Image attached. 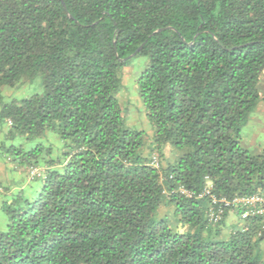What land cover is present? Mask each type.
Instances as JSON below:
<instances>
[{
  "label": "trees",
  "instance_id": "16d2710c",
  "mask_svg": "<svg viewBox=\"0 0 264 264\" xmlns=\"http://www.w3.org/2000/svg\"><path fill=\"white\" fill-rule=\"evenodd\" d=\"M63 1L0 0V99L42 86L0 106L7 160L38 170L5 188L0 264H264L260 218L235 209L222 237L229 211L212 224L201 196L264 194V150L241 144L261 100L264 0ZM134 63L150 138L118 97Z\"/></svg>",
  "mask_w": 264,
  "mask_h": 264
},
{
  "label": "rangeland",
  "instance_id": "374dc122",
  "mask_svg": "<svg viewBox=\"0 0 264 264\" xmlns=\"http://www.w3.org/2000/svg\"><path fill=\"white\" fill-rule=\"evenodd\" d=\"M142 68L143 63H141L140 65L134 63V65H130L125 68L123 73V88L120 91L118 97L120 98V101L124 104V107L127 109V112H125L126 124L132 128L145 131L148 135L147 137L150 138L153 133L152 126L146 118L144 106L141 98L138 95L136 85V77L139 75ZM41 92L42 86L40 84L39 78L35 79L31 83H23L20 86L4 87L1 90L2 100L0 99V106L4 102H8L13 99L19 100L21 98L28 97L32 94ZM260 97L261 100L250 114L248 122L241 128V144L244 147L248 148L250 151L256 153L264 150V93L262 91ZM2 126L5 127L6 122L0 119V127ZM53 138H56V141H58V144H60L58 136L53 132L49 134V137H46V140L49 139L50 141H52ZM4 141V148L1 150L0 159L3 162L10 163L9 165L13 167V164L9 160H7L8 154L5 151V148H7L9 145V140L2 139L0 140V143H3ZM161 156V161L163 163L165 161H173L175 158V150L170 145H165L161 149ZM6 175L9 176L10 174L6 173ZM27 179L28 181L30 180V178L28 177ZM13 186L14 184L10 185L11 189H16ZM5 188V186H0V203L3 198L2 195H4L3 193H5L6 191ZM229 217L232 218V215H230ZM235 219V225L239 226L241 224V219H239L237 216H235ZM227 226L228 220L226 219L224 222V229H221L222 237H224L225 234L227 235ZM262 247L264 248V240L262 242Z\"/></svg>",
  "mask_w": 264,
  "mask_h": 264
},
{
  "label": "built area",
  "instance_id": "2783aa9c",
  "mask_svg": "<svg viewBox=\"0 0 264 264\" xmlns=\"http://www.w3.org/2000/svg\"><path fill=\"white\" fill-rule=\"evenodd\" d=\"M9 122V121H8ZM151 164L155 168H159V155L156 152L152 154ZM38 173L36 168H29V175L33 176ZM179 191L186 195L192 196V193L183 187H179ZM209 196L211 203L208 208V221L212 224L218 223L222 219L225 211H240V218L245 220L250 217H259L261 221V230L264 231V194L252 193L249 195L234 196L232 198H218L211 193V185H207L201 196Z\"/></svg>",
  "mask_w": 264,
  "mask_h": 264
},
{
  "label": "crops",
  "instance_id": "0c3cea01",
  "mask_svg": "<svg viewBox=\"0 0 264 264\" xmlns=\"http://www.w3.org/2000/svg\"><path fill=\"white\" fill-rule=\"evenodd\" d=\"M259 90H260V95H261V91L264 93V72H263V74L260 78V81H259ZM7 131H8V123L6 122L5 127L4 126L0 127V140L7 139V137H6ZM4 143H5V141L3 142V144ZM0 144H2V143H0ZM0 153H1V149H0ZM9 164L10 163L3 162L0 159V186L10 187V185H13V184H14L13 187H15V186L18 187V185L27 186L29 181H30V180L28 181V179H27V177L29 175V168L23 167V166H15V165H13V167H11V165H9ZM6 173H9L10 175L7 176ZM4 195H2V197ZM230 215H232V218L229 217ZM235 216H237L235 211H229L227 213V216L225 218V220L226 219L228 220L227 232H229L232 228H234L236 226L235 225L236 224ZM222 229H224V224H223Z\"/></svg>",
  "mask_w": 264,
  "mask_h": 264
},
{
  "label": "water",
  "instance_id": "95a60500",
  "mask_svg": "<svg viewBox=\"0 0 264 264\" xmlns=\"http://www.w3.org/2000/svg\"><path fill=\"white\" fill-rule=\"evenodd\" d=\"M62 1V5L64 6V8H66V6H65V3H64V1L63 0H61ZM161 29H157L156 31H154L153 33H155V32H158V31H160ZM142 46H143V44L142 45H140L139 47H138V49L135 51V52H133L132 54H130L127 58H125V59H123V61H125L126 59H128V58H131V57H133L141 48H142Z\"/></svg>",
  "mask_w": 264,
  "mask_h": 264
}]
</instances>
